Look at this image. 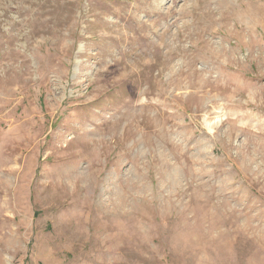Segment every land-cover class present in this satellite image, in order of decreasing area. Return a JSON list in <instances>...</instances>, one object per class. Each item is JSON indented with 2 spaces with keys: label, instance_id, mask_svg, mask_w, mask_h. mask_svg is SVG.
<instances>
[{
  "label": "rangeland",
  "instance_id": "374dc122",
  "mask_svg": "<svg viewBox=\"0 0 264 264\" xmlns=\"http://www.w3.org/2000/svg\"><path fill=\"white\" fill-rule=\"evenodd\" d=\"M0 264H264V0H0Z\"/></svg>",
  "mask_w": 264,
  "mask_h": 264
}]
</instances>
